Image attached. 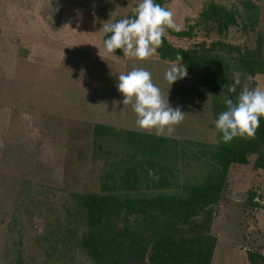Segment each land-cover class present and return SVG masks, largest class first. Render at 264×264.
Here are the masks:
<instances>
[{
	"label": "rangeland",
	"instance_id": "1",
	"mask_svg": "<svg viewBox=\"0 0 264 264\" xmlns=\"http://www.w3.org/2000/svg\"><path fill=\"white\" fill-rule=\"evenodd\" d=\"M210 1L235 11L238 23L221 33L211 22L198 24ZM140 2L0 0V264H95L79 244L87 233L81 195H185V187L205 180L214 162L209 150L225 144L215 121L226 95L205 69L187 70L170 85L169 61L159 55L143 62L116 51L105 55L103 25L133 15ZM162 6L174 13L179 31L189 30L180 37L168 33L169 43L238 44L261 66L251 76L232 64L231 82L236 73L241 81L236 92L244 84L264 89V0H163ZM219 53L234 62L235 53ZM134 66L149 71L170 106L185 113L173 136L165 137L177 141L174 154L142 152L119 134L141 132L117 87L119 74ZM96 123L112 129L96 136ZM250 148L246 164H231L209 208L210 264H249L248 250L264 253V168L253 166L264 145L255 141ZM139 169L138 180L129 182L126 174ZM143 180L151 188H133Z\"/></svg>",
	"mask_w": 264,
	"mask_h": 264
},
{
	"label": "trees",
	"instance_id": "2",
	"mask_svg": "<svg viewBox=\"0 0 264 264\" xmlns=\"http://www.w3.org/2000/svg\"><path fill=\"white\" fill-rule=\"evenodd\" d=\"M155 2L161 6L163 4V0ZM202 21L215 24L220 33L238 23L235 11L213 1L200 12L197 23ZM193 27L190 25L188 29ZM168 33L180 37L189 35V30L168 29ZM157 51L160 58L166 61H174L179 53L188 71L205 69L216 87H221L225 95L233 100L238 93H228L225 87L233 84L229 72L232 64L237 71L251 76L261 66L252 53L247 50L243 52L240 45L221 40L183 48L172 45L165 38L163 46ZM219 51L237 56H232L234 62H231ZM116 53L123 55L120 49ZM105 129L112 128L95 124L93 131L98 136ZM119 134L127 145L142 152L160 156L176 152L177 141L173 138L135 130H123ZM255 141L264 145V118L260 120L254 140L223 144L215 151L209 150L214 162L204 175L205 180L200 185L185 187V195L162 190L147 197H121L110 191L81 195L80 203L87 213V233L79 242L80 246L95 264H210L215 238L209 233V208L219 200L231 164H246L252 149L250 147ZM253 166L264 168V150L257 152ZM140 171L130 170L126 174L129 182H136V174ZM142 187L151 188L146 180L133 186L137 190ZM130 215L135 216L133 220ZM247 260L249 264H264V253L248 250Z\"/></svg>",
	"mask_w": 264,
	"mask_h": 264
},
{
	"label": "clouds",
	"instance_id": "3",
	"mask_svg": "<svg viewBox=\"0 0 264 264\" xmlns=\"http://www.w3.org/2000/svg\"><path fill=\"white\" fill-rule=\"evenodd\" d=\"M168 29L179 31L174 13L156 3L155 0H141L130 18L114 23H105L103 40L105 55L115 56L117 49L123 56L137 61H147L158 56ZM183 56L177 53L170 67L165 71V80L172 85L187 75V66L182 64ZM241 85L239 73L234 75V83L227 87L228 93H235ZM118 90L123 95V105H131L136 114L135 124L141 132L155 134L157 137H171L176 127L183 123L185 113L179 106H170L167 96L153 83L152 74L143 67H133L127 74L118 76ZM225 110L215 121L216 133L223 143L229 144L235 138L254 140L264 118V89L250 88L244 84L235 100L224 96ZM150 177L158 179L149 169Z\"/></svg>",
	"mask_w": 264,
	"mask_h": 264
},
{
	"label": "crops",
	"instance_id": "4",
	"mask_svg": "<svg viewBox=\"0 0 264 264\" xmlns=\"http://www.w3.org/2000/svg\"><path fill=\"white\" fill-rule=\"evenodd\" d=\"M96 124H98V123H96ZM100 125H105V126H108L107 124H103V123H100Z\"/></svg>",
	"mask_w": 264,
	"mask_h": 264
}]
</instances>
